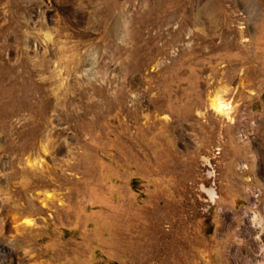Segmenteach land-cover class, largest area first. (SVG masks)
Listing matches in <instances>:
<instances>
[{
    "label": "rangeland",
    "instance_id": "obj_1",
    "mask_svg": "<svg viewBox=\"0 0 264 264\" xmlns=\"http://www.w3.org/2000/svg\"><path fill=\"white\" fill-rule=\"evenodd\" d=\"M0 152V264H264V0H0Z\"/></svg>",
    "mask_w": 264,
    "mask_h": 264
},
{
    "label": "bare ground",
    "instance_id": "obj_2",
    "mask_svg": "<svg viewBox=\"0 0 264 264\" xmlns=\"http://www.w3.org/2000/svg\"><path fill=\"white\" fill-rule=\"evenodd\" d=\"M211 106H212V109L214 111H216L218 114L229 117V114L231 112L230 105L228 103L224 102L218 93H216L215 98L212 100ZM1 169H2V167H0V170ZM24 184H23V186H24ZM7 185H8V188L11 192L19 191V189L15 186V185H18V183L16 181L9 179V182H7ZM19 187L21 188V186H19ZM0 198L3 201V204H2V206L0 205V208L4 207L7 204L6 199H11L10 196H7L5 181H2L1 179H0ZM8 209H9V211H8ZM8 209H6L8 223L16 222L17 219L19 220V215L15 214L14 212H11V209L17 212V211H21V207L18 205H11V206L8 205ZM26 222L30 223V220H25V223ZM22 226H24V225L16 226V228L15 227H13V228L15 231H17V230H20L22 228ZM3 229H4L3 225L2 226L0 225V233H2ZM1 236H4V235L0 234V237Z\"/></svg>",
    "mask_w": 264,
    "mask_h": 264
}]
</instances>
